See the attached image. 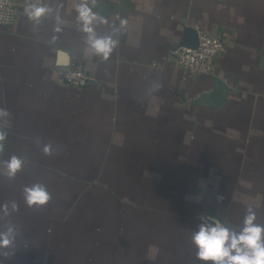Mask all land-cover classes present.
<instances>
[{
  "label": "crops",
  "instance_id": "obj_1",
  "mask_svg": "<svg viewBox=\"0 0 264 264\" xmlns=\"http://www.w3.org/2000/svg\"><path fill=\"white\" fill-rule=\"evenodd\" d=\"M16 1L0 25V264H214L202 224L238 233L251 209L264 227V0H87L118 41L107 59L81 0ZM29 4L51 11L32 20ZM188 28L226 50L184 79L167 59ZM60 52L96 81L64 83ZM36 185L49 199L29 205Z\"/></svg>",
  "mask_w": 264,
  "mask_h": 264
},
{
  "label": "clouds",
  "instance_id": "obj_2",
  "mask_svg": "<svg viewBox=\"0 0 264 264\" xmlns=\"http://www.w3.org/2000/svg\"><path fill=\"white\" fill-rule=\"evenodd\" d=\"M50 11L51 9L47 7L35 4H29L25 8L29 19L37 21ZM76 11L77 19L82 24L81 31L87 34V44L96 54L107 59L118 41L111 36H97L93 27L97 21L101 23H106V21L88 7L87 0H81V3L76 6ZM7 115L6 111L0 110V116ZM4 139V133L0 132V141ZM50 150V146L44 147L46 154ZM0 151H3L2 144H0ZM21 163L17 157L13 156L7 163L8 174L14 175L20 169ZM26 192L29 205L44 204L49 199L48 193L39 185L26 189ZM255 219V213L249 209L244 219V226L238 233L230 231L219 222H216L214 226L202 224L199 231L192 237L199 249V259L213 261L214 264H264V238H262L264 227L254 223ZM2 242L6 245L9 241L5 237Z\"/></svg>",
  "mask_w": 264,
  "mask_h": 264
},
{
  "label": "built area",
  "instance_id": "obj_3",
  "mask_svg": "<svg viewBox=\"0 0 264 264\" xmlns=\"http://www.w3.org/2000/svg\"><path fill=\"white\" fill-rule=\"evenodd\" d=\"M17 10L16 0H0V25L13 24ZM197 32L196 47L177 46L168 55L167 60L180 68L184 79L212 73L217 58L226 50V45L220 36L203 30ZM58 74L64 83L73 88H86L96 81L79 62H70L66 66L59 67Z\"/></svg>",
  "mask_w": 264,
  "mask_h": 264
},
{
  "label": "water",
  "instance_id": "obj_4",
  "mask_svg": "<svg viewBox=\"0 0 264 264\" xmlns=\"http://www.w3.org/2000/svg\"><path fill=\"white\" fill-rule=\"evenodd\" d=\"M197 44H198L197 30L193 28H188L186 29L184 36L178 46L196 47ZM69 63H70V56L68 55V53L60 52L59 53V64L62 66H66Z\"/></svg>",
  "mask_w": 264,
  "mask_h": 264
}]
</instances>
